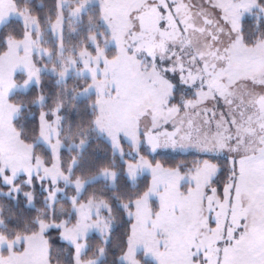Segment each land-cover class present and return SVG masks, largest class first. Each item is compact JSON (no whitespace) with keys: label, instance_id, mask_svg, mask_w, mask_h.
<instances>
[{"label":"snow or ice","instance_id":"6c2138e0","mask_svg":"<svg viewBox=\"0 0 264 264\" xmlns=\"http://www.w3.org/2000/svg\"><path fill=\"white\" fill-rule=\"evenodd\" d=\"M0 264H264V0H0Z\"/></svg>","mask_w":264,"mask_h":264}]
</instances>
